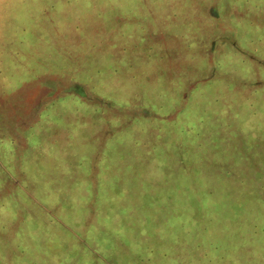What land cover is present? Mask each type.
Masks as SVG:
<instances>
[{"label": "rangeland", "instance_id": "obj_1", "mask_svg": "<svg viewBox=\"0 0 264 264\" xmlns=\"http://www.w3.org/2000/svg\"><path fill=\"white\" fill-rule=\"evenodd\" d=\"M184 261L264 264V0H0V264Z\"/></svg>", "mask_w": 264, "mask_h": 264}, {"label": "trees", "instance_id": "obj_2", "mask_svg": "<svg viewBox=\"0 0 264 264\" xmlns=\"http://www.w3.org/2000/svg\"><path fill=\"white\" fill-rule=\"evenodd\" d=\"M155 148V147H154ZM100 190V192L102 191V188H100L99 189ZM99 192V193H100ZM119 198H115L113 201H115V203L116 202H118L119 200H118ZM112 201V202H113ZM120 202V201H119ZM223 203H222V201H220V203L219 202H217L216 203V207L214 208V209H212V210H209L210 212H212V213H214V214H217L218 215V208H220L221 207V205H222ZM203 214V213H202ZM208 214V213H207ZM207 214H206V216H207ZM210 214V213H209ZM210 215H213V214H210ZM219 216V215H218ZM147 219H148V222H147V225L148 224H150V219H149V217H147ZM208 219L210 220V218L208 217ZM194 222H195V220H194ZM118 231H117V233H114V232H112V234H114L115 236H117V237H121L122 238V229L120 230V229H117ZM161 230L163 231V229L161 228ZM190 230H193V229H190ZM190 230L188 231V234H190L191 232H190ZM146 231V230H145ZM160 232L159 233V237L161 238V239H163L162 241H163V244H172V245H176V244H184L183 242H188L189 241V239H188V237H191V236H189V235H187L186 237H184V238H178V239H167V238H164V235H163V232ZM149 233H151L152 234V232L151 231H149ZM196 234H198V231H196L195 230V237H196ZM199 235V234H198ZM227 235H230V237L231 236H233V237H235V233L234 234H229V233H225L222 237H219V238H216V237H214V238H216L215 240L213 239V238H209L208 239V241L210 242V244H216V249H218L222 244L223 245H226V244H229L230 246H231V248H229V249H225L226 250V252H224V254L225 255H228V254H232L233 253V251L234 250H232L234 247L232 246L233 245V242L229 239V240H226L225 238H228L229 236H227ZM238 236V235H237ZM140 237H141V235H140ZM202 237V236H201ZM194 238V237H193ZM158 244H162V243H158ZM221 244V245H220ZM235 246V245H234ZM236 247V246H235ZM236 249V248H235ZM168 254H166V256H167ZM176 260H177V258H175L174 259V261L176 262ZM184 263L186 264L187 263V261H184ZM188 264V263H187Z\"/></svg>", "mask_w": 264, "mask_h": 264}, {"label": "flooded vegetation", "instance_id": "obj_3", "mask_svg": "<svg viewBox=\"0 0 264 264\" xmlns=\"http://www.w3.org/2000/svg\"><path fill=\"white\" fill-rule=\"evenodd\" d=\"M138 25H141V26H142V25H144V24H143V23H139ZM69 90H71V89H69ZM49 92L52 93V91H49ZM67 95H68V96L70 95V96L72 97V96H74V93L69 92ZM49 96H50V99H48V98H47V99H48L50 102H51V101H54V100L52 99V98H54V97H53L52 95H49ZM45 97H46V96H45ZM45 97H44V98H45ZM47 97H48V96H47ZM51 97H52V98H51ZM60 97H62V96H58V97H56L55 100H57V99L60 98ZM43 100H45V99H43ZM44 104H45V103H43V104L41 103L40 105L43 106ZM13 148H14V147H13Z\"/></svg>", "mask_w": 264, "mask_h": 264}]
</instances>
